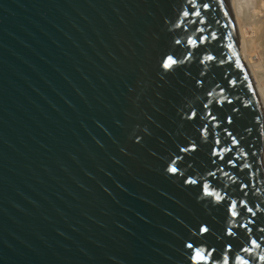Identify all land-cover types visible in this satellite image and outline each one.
I'll list each match as a JSON object with an SVG mask.
<instances>
[{
	"label": "water",
	"instance_id": "1",
	"mask_svg": "<svg viewBox=\"0 0 264 264\" xmlns=\"http://www.w3.org/2000/svg\"><path fill=\"white\" fill-rule=\"evenodd\" d=\"M196 2L205 23L187 0H0V264H199L224 243L264 264L263 105L231 0Z\"/></svg>",
	"mask_w": 264,
	"mask_h": 264
},
{
	"label": "snow or ice",
	"instance_id": "2",
	"mask_svg": "<svg viewBox=\"0 0 264 264\" xmlns=\"http://www.w3.org/2000/svg\"><path fill=\"white\" fill-rule=\"evenodd\" d=\"M187 3L190 5V9L189 10H184L182 12V16L184 17L186 22L189 23H205V21L203 19H200L201 16V11L200 9H203L204 11H207L209 9V4L208 3H202L199 8L197 6V2L196 0H187ZM197 17L198 19L196 21H188V17ZM175 27H181L180 23H176ZM196 31H203V29H200L197 27ZM213 38L214 35H213ZM206 37L201 36L198 37V40L200 43H204L206 41ZM175 44L179 45L181 43V41L179 39L174 41ZM187 45L189 46H196L197 45V40L192 39V37H188L187 38ZM193 56V53L191 51H187L185 54L178 56V57H174L173 55H168L164 61H163V67L164 68H170V67H178L179 65L185 63L186 61H188L191 57ZM214 59V57L212 56H205L203 60L200 61V63H204L205 60H212ZM197 84H200L201 81L197 80L196 81ZM231 83V82H230ZM223 91V90H222ZM208 95H211V93H208ZM217 103H219V101H217ZM204 108L207 109L208 105L205 104ZM210 116V119L215 121L216 117L212 116L210 113H207ZM196 113L193 111L187 118L191 119L193 116H195ZM228 123H231V118H228L227 120ZM208 128L207 125H205L202 129L201 132H204L206 129ZM226 135H228L229 137H231V133L228 132L226 133ZM214 143L216 145L220 144L219 139H216L214 141ZM232 143L233 145L236 144V139L234 137H232ZM196 144L195 143H190L189 145H187L186 147H182L179 149L180 152H194L196 150ZM231 151V149L227 148V147H220V148H213L212 149V155L213 156H217L218 158H221L219 156V154L221 152H229ZM184 157L177 155L176 159L173 160L170 165L167 167V171L169 173L172 174H176L180 171V165L177 164V161H183ZM227 164L232 165L233 161L232 159H228ZM213 164H215V161H213ZM183 174V173H181ZM225 175H227V173H224ZM208 176H212L213 178H215V172H208L207 173ZM184 183L186 184H192V185H197L198 181L192 178H187L184 180ZM199 187L200 189L206 194V195H212V193H209L207 191L209 184L207 182H203V183H199ZM241 187H243V185H241ZM216 199L217 201H221L223 198L220 197L218 194H216ZM242 211H246L247 213H252L254 215L253 212V208L251 207H247V205L245 204L244 201H240L239 202ZM237 203L236 201H231L227 204V211L228 213H230V215L232 217H237L238 215H240L239 213H237L234 209L236 208ZM249 223H253V221H249ZM241 228H245L246 229V234L251 232L252 229L248 228L247 225L245 224H240L239 225ZM210 230L209 228H207L206 226H200L198 229V235L203 237L205 233H208ZM259 231L261 233H264V228H260ZM223 235L225 237H231L234 236L235 233L232 231V228H226ZM248 243L252 246V247H259L260 245L257 243L256 240L254 239H250L248 241ZM186 249H193L194 245L192 243H187L185 245ZM233 252V245L231 243H224L219 249L213 245L210 244H205L203 246H199L197 245L195 247L194 252H188V257L190 260L193 261H197L199 262V264H234L235 261H239V264H248V261L242 259V257L237 253L235 255L232 254ZM239 252H245V253H250L251 252V248L247 247V246H241L239 248ZM260 260H264V255L259 257Z\"/></svg>",
	"mask_w": 264,
	"mask_h": 264
},
{
	"label": "bare ground",
	"instance_id": "3",
	"mask_svg": "<svg viewBox=\"0 0 264 264\" xmlns=\"http://www.w3.org/2000/svg\"><path fill=\"white\" fill-rule=\"evenodd\" d=\"M250 1V0H249ZM254 15L250 25L243 19L246 0H231V6L242 46L243 59L255 83L264 109V0H253ZM260 12V17L258 19ZM258 19L259 24L256 22ZM261 165L264 171V150L261 153Z\"/></svg>",
	"mask_w": 264,
	"mask_h": 264
},
{
	"label": "rangeland",
	"instance_id": "4",
	"mask_svg": "<svg viewBox=\"0 0 264 264\" xmlns=\"http://www.w3.org/2000/svg\"><path fill=\"white\" fill-rule=\"evenodd\" d=\"M246 1L248 2L249 6L244 8V14H246V17L244 18V16H243V19L246 20V21H248L247 24L250 25L251 20L253 19L252 16L255 14L254 11H253V8H252V6L254 4V1L253 0H250V1L249 0H246ZM262 13L263 14H262V17L261 18L264 19V11ZM260 15L261 14L259 12L258 19H259ZM258 19H257L256 22L259 24Z\"/></svg>",
	"mask_w": 264,
	"mask_h": 264
}]
</instances>
